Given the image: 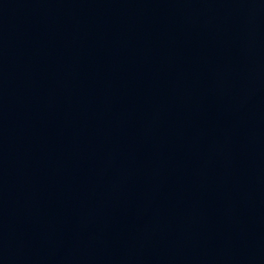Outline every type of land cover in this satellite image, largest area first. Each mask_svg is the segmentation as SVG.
<instances>
[{"label":"water","instance_id":"95a60500","mask_svg":"<svg viewBox=\"0 0 264 264\" xmlns=\"http://www.w3.org/2000/svg\"><path fill=\"white\" fill-rule=\"evenodd\" d=\"M0 264H264V0H0Z\"/></svg>","mask_w":264,"mask_h":264}]
</instances>
